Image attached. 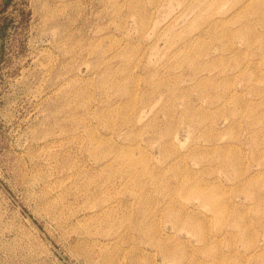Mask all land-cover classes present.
I'll list each match as a JSON object with an SVG mask.
<instances>
[{"label": "rangeland", "instance_id": "1", "mask_svg": "<svg viewBox=\"0 0 264 264\" xmlns=\"http://www.w3.org/2000/svg\"><path fill=\"white\" fill-rule=\"evenodd\" d=\"M0 264H264V0H0Z\"/></svg>", "mask_w": 264, "mask_h": 264}]
</instances>
